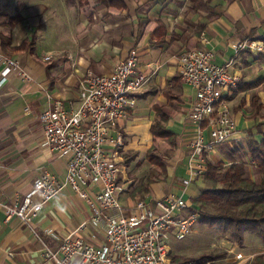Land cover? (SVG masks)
Wrapping results in <instances>:
<instances>
[{"label":"crops","instance_id":"0c3cea01","mask_svg":"<svg viewBox=\"0 0 264 264\" xmlns=\"http://www.w3.org/2000/svg\"><path fill=\"white\" fill-rule=\"evenodd\" d=\"M263 33L264 0H0V200H20L43 171L57 178L65 175L66 159L45 144L39 113L54 100H61L66 108L77 107L86 73L110 72L114 59L134 48L137 72L146 80L135 107L110 132L123 138L120 201L129 205L137 197L151 200L174 194L190 202L205 184L203 177L187 186L182 182L188 176L189 143L195 130L191 121L195 91L181 79L178 55L201 48L213 52L215 63H225L234 56L233 41ZM5 57L17 60L19 68L3 79ZM234 68L242 75L240 87L225 99L236 122L230 139L236 147L218 144L208 160L226 166L241 159L247 173L253 169L258 174L247 147L264 131H252L254 135L249 131L256 123L254 117L262 112L264 116V108L254 114L252 106L253 97L264 103V41L261 51H241ZM258 80L253 88H245ZM154 107L166 115L164 123L174 134L173 142L150 132L159 118ZM151 146L164 167L147 163L151 178L137 182L144 183L146 190L143 194L134 190L132 195V186L136 187L130 178L132 162L139 155L148 162ZM232 148L237 151L231 152ZM125 155L131 158L128 165ZM90 189L98 191L95 186ZM91 212L70 186L29 223L15 217L7 220L0 207V264H41L44 245H58L47 230L101 241L100 234L91 237L89 227L78 228Z\"/></svg>","mask_w":264,"mask_h":264},{"label":"built area","instance_id":"2783aa9c","mask_svg":"<svg viewBox=\"0 0 264 264\" xmlns=\"http://www.w3.org/2000/svg\"><path fill=\"white\" fill-rule=\"evenodd\" d=\"M261 38L233 41L234 56L225 63H215L213 52L201 48L178 55L181 79L195 91L191 104L195 130L189 143L188 176L182 179L185 186L204 178L209 153L232 138L236 122L225 95L237 89L242 77L234 59L244 50L261 51ZM137 59L133 48L125 57L114 59L110 72L88 71L80 84L77 107L66 108L61 100H54L38 115L45 144L66 159L65 175L57 178L43 171L20 200H0L5 218L29 223L70 186L92 211L78 228L89 227L93 239L102 235L101 241L92 242L47 230L58 245H44L41 264H192L173 260L166 242L170 234L184 239L197 222L198 214L189 210L187 199L168 194L151 200L137 197L123 205L119 198L123 138L110 132L135 107L136 95L145 83V75L137 72ZM15 68L19 62L5 57L3 79ZM236 258L245 259L242 253Z\"/></svg>","mask_w":264,"mask_h":264},{"label":"trees","instance_id":"16d2710c","mask_svg":"<svg viewBox=\"0 0 264 264\" xmlns=\"http://www.w3.org/2000/svg\"><path fill=\"white\" fill-rule=\"evenodd\" d=\"M247 37L261 38L260 36ZM261 39L264 41V37ZM31 44L29 43V46ZM259 82L260 80L248 83L245 88H253ZM252 106L254 114H258L264 108V103H258L253 97ZM154 108L159 118L151 124L150 132L155 137L173 142L174 134L166 128L164 123L166 115L159 107ZM155 149L151 146L147 150L146 159L149 163L163 168L162 159L155 153ZM236 151L235 148L231 149V152ZM247 153L258 171L257 180L248 175L247 164L241 159L231 160L226 166L207 160V172L203 178L205 185L196 197L190 199L189 206L191 212L198 214L199 223L215 229L222 235L227 234L240 247L243 246L246 232H253L264 243V131L260 140L251 139L248 142ZM130 161L131 158L125 155V163L128 165ZM135 190V192L145 191L146 186L141 183ZM215 258V255L206 254H200L191 259L173 255L175 261H186L192 264H204ZM248 264H264V253L255 255Z\"/></svg>","mask_w":264,"mask_h":264},{"label":"rangeland","instance_id":"374dc122","mask_svg":"<svg viewBox=\"0 0 264 264\" xmlns=\"http://www.w3.org/2000/svg\"><path fill=\"white\" fill-rule=\"evenodd\" d=\"M263 112L258 116H255L256 123L253 125L250 135L258 134L262 129H264ZM259 120V121H258ZM248 131V130H247ZM253 131V133H251ZM248 133V132H247ZM249 135V134H248ZM248 135L246 137H248ZM138 143L140 141H137ZM234 141H227V147L235 146ZM141 144V143H140ZM132 151V150H130ZM127 152L130 154L131 152ZM149 162L145 161V158L141 155L138 156L134 162H132V169L130 172V178L133 180L131 184L138 186L137 183L145 178H151L152 168ZM252 179L257 180L259 175L251 169L248 172ZM144 184V183H142ZM136 187L132 186L131 194H134ZM187 189L191 190L192 187L188 186ZM200 190V188H199ZM198 190V191H199ZM136 191V190H135ZM144 192V191H143ZM143 192H138V194H143ZM136 194V193H135ZM142 196V195H141ZM167 244L171 248V256L177 255L180 257H186L187 259L196 258L200 254L215 255L216 258L206 262L204 264H248L250 259L257 254L264 253V245L260 243V239L253 232H246L243 246L240 247L235 241H233L227 234L222 235L216 232L215 229L206 227L204 224L198 221L193 226L191 232L187 234L184 239L178 240L173 234L168 235L166 240ZM257 244V245H255ZM237 253H242L244 260L239 261L236 258ZM250 256V259L249 257ZM249 259V260H247ZM247 260V261H246ZM245 261V262H244ZM176 262H186V261H176Z\"/></svg>","mask_w":264,"mask_h":264}]
</instances>
